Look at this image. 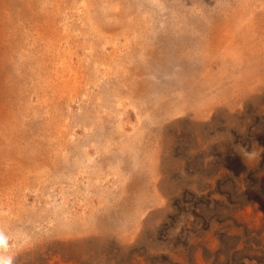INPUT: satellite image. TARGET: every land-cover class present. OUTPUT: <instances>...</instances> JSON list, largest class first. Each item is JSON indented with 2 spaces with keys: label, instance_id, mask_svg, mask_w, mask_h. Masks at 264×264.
<instances>
[{
  "label": "rangeland",
  "instance_id": "1",
  "mask_svg": "<svg viewBox=\"0 0 264 264\" xmlns=\"http://www.w3.org/2000/svg\"><path fill=\"white\" fill-rule=\"evenodd\" d=\"M0 231L15 264H264V0H0Z\"/></svg>",
  "mask_w": 264,
  "mask_h": 264
},
{
  "label": "clouds",
  "instance_id": "2",
  "mask_svg": "<svg viewBox=\"0 0 264 264\" xmlns=\"http://www.w3.org/2000/svg\"><path fill=\"white\" fill-rule=\"evenodd\" d=\"M10 241L7 234L0 231V264H15V257L9 254Z\"/></svg>",
  "mask_w": 264,
  "mask_h": 264
}]
</instances>
